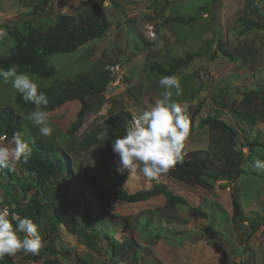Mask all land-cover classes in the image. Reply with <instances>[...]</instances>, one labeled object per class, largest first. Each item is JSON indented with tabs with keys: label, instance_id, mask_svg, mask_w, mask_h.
Listing matches in <instances>:
<instances>
[{
	"label": "rangeland",
	"instance_id": "obj_1",
	"mask_svg": "<svg viewBox=\"0 0 264 264\" xmlns=\"http://www.w3.org/2000/svg\"><path fill=\"white\" fill-rule=\"evenodd\" d=\"M43 1L0 0V24L18 26L24 32L28 25L23 23L34 18L36 20L30 25L43 29L50 26L58 15L73 16L94 2L101 4L109 23L103 38L93 40L71 54L46 58L55 80L95 66L107 72L112 79L102 97L89 101L90 112L70 141L63 143L60 137L74 120L79 104L69 102L48 113L54 127L53 135L69 156L73 173L91 177L94 172L90 150H81V141L87 134L101 138L104 135L103 123L122 112L130 115L132 123L135 116L150 110L160 98L162 88L157 89L159 80L148 79L146 64L169 62L176 46L200 35L202 40L210 41L208 47L202 57L193 59L181 72L183 77L194 80L199 91L193 102L180 104L189 119L199 102L203 106L194 122L190 123L191 130L182 155L188 157L191 152L208 150L214 134L206 126H200V121L210 115H218L222 121L239 130L240 141L242 137L251 139L252 136L264 139L263 122L252 128L245 124L239 127L234 119L236 112L264 115V97L252 93L264 89V32L239 33L244 0H221L216 7L211 6L210 0H45L46 4ZM173 12L194 15L199 19L188 29L166 25L163 18ZM13 46L7 36L0 38V55L8 53ZM220 47L233 55V60L221 55ZM31 77L39 87L50 84L49 80ZM16 92L10 82L0 79V136H4L3 118L9 114L6 112L11 108L19 113L12 103ZM26 120V138L48 140L49 137L41 136L37 126L27 117ZM10 139L8 137L2 143L11 146ZM242 154L244 175L235 184L244 213L241 225L232 221L229 189H222L223 182L216 183L214 190L208 192L202 188H189L164 174L149 179L139 169L131 175L127 170L123 171L124 188L128 193L147 189L155 180L186 199L190 209L199 205L206 214L202 217L183 206L167 207L162 197L136 204L111 200L91 211L56 178L48 184L39 200L44 213L38 225L43 247L37 254L21 251L11 258L15 264H44L45 261L117 264L108 255L102 237L91 234L87 229L91 224V227L112 230L120 242L125 238L134 240L139 249L138 264H264V171L253 173L256 169L251 167L254 159L264 160V149L244 147ZM117 167H121L119 163ZM12 169L19 177L25 176L17 165ZM56 205L65 208L74 205L81 215L76 226L80 233L73 235L61 226L52 232L49 222ZM0 208L10 211L13 206L1 199ZM143 211H158L159 216H142L140 213ZM9 218L12 223L16 222L15 215H9ZM127 218H131L130 231L124 228L123 219ZM254 221L260 222L261 226L255 234L247 237L249 230L246 227ZM85 241L92 245L87 246Z\"/></svg>",
	"mask_w": 264,
	"mask_h": 264
},
{
	"label": "trees",
	"instance_id": "obj_2",
	"mask_svg": "<svg viewBox=\"0 0 264 264\" xmlns=\"http://www.w3.org/2000/svg\"><path fill=\"white\" fill-rule=\"evenodd\" d=\"M220 2L221 0H210L213 7L218 6ZM43 4H46L45 0ZM243 4L239 33L264 32V0H244ZM198 19L194 15L173 12L164 17L163 22L172 27L188 29ZM35 20L33 18L31 21L23 23V25H28L27 28H24V32L20 31L18 26L11 27L0 24V28L6 29L7 37L14 44L13 49L8 53L0 55V68L7 69L12 65H18L21 72L29 73L39 79L49 80V85L39 87V90L48 98V105L45 109L48 113L69 102L75 101L79 104L74 120L67 125L60 137L61 142L66 143L82 127L90 112L89 101L102 97L106 86L112 79L107 72L95 66L79 69L73 74L70 73L55 80L46 58L53 55L71 54L87 43L103 38L108 32L109 23L98 2L92 3L73 16L58 15L50 26L47 25L43 29H41L42 27L35 29L30 25V22ZM209 43V40H202L200 35L195 40L191 39L176 46L169 62L159 65L147 63L146 76L154 81L160 80L165 75H176L180 81L181 95L175 96V89H172L174 93L172 99L179 103L193 102L199 89H196L194 80L183 77L181 72L188 67L193 59L202 57ZM219 52L230 60L234 58L221 47ZM157 89H161L160 85L157 86ZM252 93L264 97V89ZM12 103L19 113L14 112L11 108L6 112L9 114L3 118L5 122L2 129L4 136L11 138L16 131H20L26 136L28 129L26 117L35 105L25 102L18 92L14 94ZM202 106V102L196 105L190 116V123L194 122L196 116L201 112ZM130 119V115L125 112L112 116L103 123L104 135L101 138L93 137L92 133H89L81 141V150H90L89 157L94 167L91 177H86L82 173H73L74 167L69 156L59 146L55 135L45 141L39 138L31 140V157L27 162L21 160L16 164L25 176L19 177L13 169L0 168V200L2 199L7 205L13 206L9 214L19 215L21 218H31L34 223L39 225L44 218L43 204L39 201L40 196H44L48 184L57 178L74 198H79L91 211L101 203L107 205L111 200L136 204L162 197L167 207L183 206L199 216L206 217L199 205L190 209L186 199L174 194L164 183L154 180L149 188L137 190L133 194L125 190L124 174L118 171V157L113 153L111 145L115 138L124 135L126 129L131 126ZM234 119L239 127L241 124H245L252 128L258 123H264V115L261 116L257 113L236 112ZM200 126H206L214 134L208 150L191 152L188 157L182 155V161L164 175L189 188H202L208 192L214 190L216 183L223 182L222 185L220 184L222 189H229L232 221L236 225H241L244 213L235 184L244 173L242 170V149L244 147L264 149V139L252 136L251 139L242 137L240 141L239 130H235L232 124L222 121L218 115L205 117L200 121ZM253 173H258V171ZM140 214L142 216H159L158 211H143ZM79 217L81 215L74 205L66 208L56 205L52 211V220L49 225L52 232H56L61 226L67 232L77 235L80 233V229L76 227ZM123 220L125 231L132 230L131 218ZM15 223L13 222L14 226ZM90 225L87 229L91 234L102 237L112 261L117 264H124L126 261L128 264L139 263L138 244L134 240L125 238L120 242L113 236L112 230L95 228ZM259 226H261L260 222L254 221L246 227L249 230L247 237L255 234ZM85 244L89 247L92 245L90 241H85ZM0 264L15 263L11 256L6 255L0 260ZM44 264L57 263L56 261H45Z\"/></svg>",
	"mask_w": 264,
	"mask_h": 264
},
{
	"label": "clouds",
	"instance_id": "obj_3",
	"mask_svg": "<svg viewBox=\"0 0 264 264\" xmlns=\"http://www.w3.org/2000/svg\"><path fill=\"white\" fill-rule=\"evenodd\" d=\"M7 36L6 29L0 28V38ZM0 79L11 83L22 95L25 102L35 105L27 119L37 126L41 136L51 137L54 127L45 110L47 96L39 90L38 83L31 75L19 71L18 65L7 69L0 68ZM163 89L150 110L134 117L125 134L114 139L111 148L118 157V171L127 170L134 174L137 169L149 179H156L166 174L182 161V151L190 132V119L179 102L173 100L181 95L180 81L176 75H165L159 80ZM43 106V107H42ZM8 137L0 136V168L12 169L16 164L27 160L32 155L31 140L16 131L12 134L9 145L2 141ZM252 168L264 171V160L254 159ZM7 208H0V260L4 256H15L18 252L37 254L43 247L38 225L31 218L15 216V226L10 221Z\"/></svg>",
	"mask_w": 264,
	"mask_h": 264
}]
</instances>
